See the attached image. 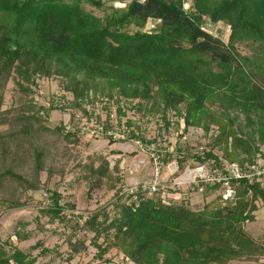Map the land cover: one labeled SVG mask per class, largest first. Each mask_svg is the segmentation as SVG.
Here are the masks:
<instances>
[{"label": "trees", "instance_id": "16d2710c", "mask_svg": "<svg viewBox=\"0 0 264 264\" xmlns=\"http://www.w3.org/2000/svg\"><path fill=\"white\" fill-rule=\"evenodd\" d=\"M116 1L106 6L105 0H0V90L14 79L27 95L37 84L36 77L57 76L76 106L105 98L116 103L121 117L125 103L152 102L147 111L160 112L165 119L173 110L184 119L185 128L203 127L209 132L211 125L218 126L209 148L188 151L180 162L193 157L223 169L225 160L250 171L264 157V0H192L189 9L185 0H130L121 7L114 5ZM86 4L104 8L105 15L94 14ZM206 19L230 26L227 43L205 28ZM152 21L153 27L147 28ZM243 42L250 44L252 55L239 52L237 45ZM91 94L95 98H89ZM1 100L0 96V115ZM35 103L20 107L15 120L0 117V125L17 126L0 132V181L8 176L27 189L40 186L42 153L34 151V180L17 174L13 165L19 153L18 133L29 135V120L40 121L55 105L48 109ZM234 111L244 115L243 125L236 124ZM103 126L107 130L113 124L107 121ZM129 133L136 136L135 130ZM213 146H220L222 159ZM108 164L103 158L97 168L91 165L98 182L108 174ZM219 186L215 183L212 188ZM231 188V196H217L197 209L165 202L160 195L164 189L154 196L141 189L127 195L119 192L113 217L97 211L83 224L82 216L70 217L77 230L94 233L98 257L115 248L125 264L258 260L264 256V238H255L245 225L256 219L258 202L264 205V184L255 178H232ZM45 195L48 204L42 210L64 220L62 194L55 189ZM100 238L104 243L97 242ZM50 251L43 247L40 254ZM0 264L45 263L0 242Z\"/></svg>", "mask_w": 264, "mask_h": 264}, {"label": "rangeland", "instance_id": "374dc122", "mask_svg": "<svg viewBox=\"0 0 264 264\" xmlns=\"http://www.w3.org/2000/svg\"><path fill=\"white\" fill-rule=\"evenodd\" d=\"M105 1L106 6L113 3L112 0ZM129 1L118 0L114 5L121 7ZM192 4V0H185V8H191ZM85 7L98 16H104L106 12L104 8L90 4ZM154 24L155 21L149 22L147 28ZM204 26L228 42L231 29L225 22L211 23L206 19ZM237 49L242 54L252 55L247 42L238 44ZM35 82L37 84L34 83L27 95L14 79H9L5 88L0 90V117L7 119L13 120L19 114V108L28 102H37V106L46 108L55 104L53 109L48 108V114L47 111L43 113L40 121L29 120V135L18 133L21 134L19 153L13 169L26 180H34V151H40L42 168L37 176L39 188L27 189L19 180L8 176L0 181V242L8 248L13 246L29 252L36 256L37 263L125 264L115 248L110 249L104 258L98 257L97 248L92 242L94 233L77 230L75 218H71V214L83 217L80 224L97 211L109 212L113 217V202L119 192L127 195L123 189L129 186H150L154 182L164 184V190L159 192L165 202H182L193 209L201 208L217 196L233 194L230 183L226 181H220L219 188H212L214 180L224 174V168L216 167L213 161L202 163L187 157L180 162L189 152L193 154L202 148H209L218 132L217 125H211L209 132L203 127L185 128L184 119L175 111L170 110L164 119L160 112L146 110L152 102L138 99L128 103L122 101L125 103V114L119 117L116 103L112 100L108 102L105 98L102 100L97 97L95 101H85L81 106H76L73 95L63 89L61 79L57 76L36 77ZM89 98L95 97L91 94ZM25 111L29 116V111ZM232 115L238 117L236 124L243 125L245 121L242 113L234 111ZM107 121L113 126L101 131L103 123ZM131 129L135 130L136 136L129 133ZM11 130H17V126L9 123L0 125L1 133ZM68 131L71 135L67 137ZM213 149L222 159L220 146H213ZM261 150L264 152V145H261ZM103 158L109 162V172L98 182L90 167L92 164L94 168L100 166ZM224 164L227 167L225 160ZM258 164H264V157L258 158ZM116 165L117 170L114 169ZM199 177L209 179L208 183H197L195 180ZM55 189L63 197L61 203L67 214L64 220L42 210L48 204L45 194ZM154 194L148 192L149 196ZM11 200H18L22 204L10 206L8 201ZM258 206L260 208L255 213L258 223L248 222L245 228L256 238H264V205L259 201ZM17 232L28 237L19 239ZM97 242L104 243L103 238ZM43 247L51 251L40 254ZM74 248H77L76 251ZM228 264H264V259L259 262L231 261Z\"/></svg>", "mask_w": 264, "mask_h": 264}, {"label": "built area", "instance_id": "2783aa9c", "mask_svg": "<svg viewBox=\"0 0 264 264\" xmlns=\"http://www.w3.org/2000/svg\"><path fill=\"white\" fill-rule=\"evenodd\" d=\"M101 131H104V126L101 127ZM250 169H251L250 171H244L236 164L228 163L227 167L224 164L223 176L217 180L215 179L213 184L217 183L216 181H218V183H220V181H223V182L226 181L227 183H230V185H231L232 178H242V177H247L250 179L255 178L256 180H258V181L262 182V184H264V164H258L257 163L255 165L251 166ZM195 181H197V183H199V184H201V183L207 184L209 179L199 177L198 180H195ZM163 188H164V184H162L161 182H154L150 186L145 185V184H139V185H135V186L132 185V186L127 187L126 189H123V191H125L127 193H132V192H135V191H138L139 189H141L143 191H147V192L151 193V192L160 191ZM230 190H232V189H230ZM226 197H229V196H226Z\"/></svg>", "mask_w": 264, "mask_h": 264}, {"label": "crops", "instance_id": "0c3cea01", "mask_svg": "<svg viewBox=\"0 0 264 264\" xmlns=\"http://www.w3.org/2000/svg\"><path fill=\"white\" fill-rule=\"evenodd\" d=\"M262 217V216H261ZM258 219H257V215H256V219L254 220V221H252V222H256ZM259 221H260V219H259ZM251 222V223H252ZM256 223H258V222H256ZM260 224H261V221H260ZM248 231V230H247ZM250 233V232H249ZM251 234V233H250ZM251 235H253V234H251ZM254 236V235H253ZM255 238H256V236H254ZM258 238V237H257ZM262 259H264V256L262 257V258H260V259H258V260H252V261H243V262H259V261H261ZM232 261H241V260H232ZM231 262V261H230ZM242 262V261H241ZM228 264V263H227Z\"/></svg>", "mask_w": 264, "mask_h": 264}]
</instances>
